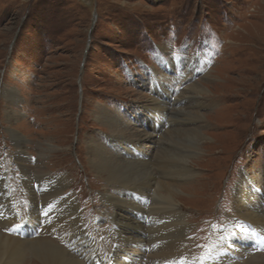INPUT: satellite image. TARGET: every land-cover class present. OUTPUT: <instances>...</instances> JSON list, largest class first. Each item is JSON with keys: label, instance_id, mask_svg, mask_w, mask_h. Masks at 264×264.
I'll return each mask as SVG.
<instances>
[{"label": "rangeland", "instance_id": "obj_1", "mask_svg": "<svg viewBox=\"0 0 264 264\" xmlns=\"http://www.w3.org/2000/svg\"><path fill=\"white\" fill-rule=\"evenodd\" d=\"M159 95L167 114L153 112ZM12 130L24 138L23 152ZM190 130L202 136L196 145L182 136ZM105 155L149 168L158 181L177 180L187 249L199 259L215 252L224 225H241L238 201L260 197L264 215V0H0L4 215L9 194L23 220L38 205L40 225L24 227L77 255L47 227L61 215L58 196L74 200L94 249L114 264L118 216L136 213L109 202L116 186L95 169ZM183 163L193 176L166 175ZM148 194L142 198L150 209L156 197ZM258 232H249L250 246L264 255ZM0 234L7 236L3 226ZM94 255L84 264H100ZM13 264L40 263L28 253Z\"/></svg>", "mask_w": 264, "mask_h": 264}, {"label": "bare ground", "instance_id": "obj_2", "mask_svg": "<svg viewBox=\"0 0 264 264\" xmlns=\"http://www.w3.org/2000/svg\"><path fill=\"white\" fill-rule=\"evenodd\" d=\"M193 90H196L197 92H206L204 91L205 89L198 86L194 87ZM160 95L154 100V106L157 108L153 109V112L159 111L162 114H167V111L165 110V106H167L165 101H167V98L166 96L164 98L163 95ZM193 117L196 120L200 118L199 115H194ZM154 121H152V129L154 130V134H159L160 125L156 124ZM175 123L176 121H174V124ZM10 132V137L11 135L14 137L16 147L23 152L24 138L14 130ZM185 132H187V134L182 135L184 139H189L195 145L201 141L200 138H202V136L199 132L195 130H190L189 133L188 131ZM167 134L170 135V140L174 139L175 136H173V133L170 130L167 131ZM203 137L205 136L203 135ZM128 143H130V141ZM98 148L99 147H97V149ZM171 159L175 160L173 157H171ZM129 160H132V158ZM118 162L116 160L110 161L106 155L101 157L100 161L97 160V162H95V169L98 173L106 177L109 182L116 186L117 193L109 196V202L114 204L118 210L122 211L126 210V207L128 209L131 205V212L136 213L135 216H127L128 218L118 216V228L115 232L118 234L116 240H119V243H116L118 246L117 252L113 258V260H115L114 264H156V262H161V264H175V261L180 264H253L256 262L257 264H259V262L264 264V255H261V253H258L257 251V249L260 250V247L257 248L256 244L251 248V242L249 240V232L255 233L259 230L255 237L256 239L262 238L261 232H264L263 204H261L262 206L259 204V201H261L260 197L255 198V196L254 199L248 200L243 204H240L238 201L237 208H239V206L242 208V210L239 208L238 211L239 217L243 220H241L242 226L238 223L235 228H228V225H224L222 229V237H220V242L217 247H215V252L208 253L207 257L204 259H199L198 257L189 254L187 249L188 246L185 240V233L187 232L188 224L184 221L185 215L176 204L174 198V195L179 191L175 188V186L178 185L177 180L172 179L171 182H169V180L167 182H163L162 180L158 181L156 180L155 174L148 170L149 168L141 166L142 168L139 169L131 163L126 162L125 164H118ZM183 164L184 165L181 167L178 165L174 168L169 167L166 175L184 178L193 176L194 170L190 168L187 163ZM50 182L54 185L61 184L60 181H56V179H52ZM164 191L170 195L164 196L162 194ZM148 192V195L153 193L156 197V200L153 199L152 202L153 208L150 209H148L146 203L147 199L142 198V194H147ZM121 193L123 194L122 198L120 197ZM58 194L59 192L54 195ZM117 194L119 197L116 196ZM125 196L129 197L131 202L125 201ZM7 197L9 198V202L11 201V211H9L7 215H4L6 212L2 209L7 202V200L4 201L5 197H2L3 201L0 203V227L3 226L5 233H7V236L0 234V264H13L17 260L26 257V254L28 255V253H31L34 256L35 261L40 264H84V261L92 256L93 251L95 253L93 258H100V264L112 263L111 258L108 259L110 261L105 260L104 257L99 255V250L97 251V249H94L96 247H94L95 244L92 243L94 240L84 231L82 216L80 215V211H78L79 209L74 200H68L69 205L64 202L66 200H63L61 196H58L57 200L61 202L56 203V205L60 210L61 215L59 217L55 216L53 218L54 220L49 221L50 224L47 227L48 230L52 231L51 233H53V235L55 233L63 239L70 240L71 249H73V252L75 251L77 255L72 254V252L61 251V249L52 245L43 236L37 235L39 231L38 228L34 227V232L36 233L34 234L31 229L24 227L23 221H26L29 225H40L37 211L38 205L36 207L34 206L32 215H29L27 219L23 220L16 209L17 205L13 196L9 194ZM49 197L51 196H45L44 198L49 200ZM56 197L57 196H55V198ZM70 198L72 197L69 196V199ZM35 202L38 203V200H35ZM48 207L49 205L46 206V208ZM45 216L46 215L44 214L42 216L40 215L42 223L46 222ZM149 216H153L151 223L150 221H147L149 220ZM235 221L236 220H231L229 224H233ZM146 223L149 225L147 228L144 227V224ZM249 224H253L251 230L248 227ZM42 227L46 230L45 225H42ZM225 234H227V236ZM11 235H15L16 237L12 238ZM236 241H238V243H235ZM150 242H155L154 248L152 246H147ZM85 243H87V245H85ZM151 247L152 251L148 255V248L151 249ZM233 253L237 255L239 261L230 263L231 260L235 258L231 257ZM182 257L184 258L182 259ZM242 259H246L247 261L242 262Z\"/></svg>", "mask_w": 264, "mask_h": 264}]
</instances>
